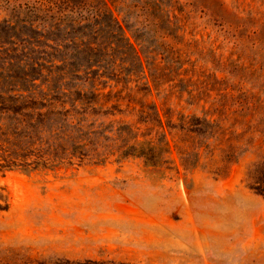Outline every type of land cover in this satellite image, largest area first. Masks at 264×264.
<instances>
[{
  "label": "rangeland",
  "instance_id": "1",
  "mask_svg": "<svg viewBox=\"0 0 264 264\" xmlns=\"http://www.w3.org/2000/svg\"><path fill=\"white\" fill-rule=\"evenodd\" d=\"M14 5L0 1V21ZM111 11L140 60L107 59L115 72L96 88L118 120L155 109L164 127L139 126L158 146L167 135V163L116 154L0 172V264H264V0Z\"/></svg>",
  "mask_w": 264,
  "mask_h": 264
},
{
  "label": "trees",
  "instance_id": "2",
  "mask_svg": "<svg viewBox=\"0 0 264 264\" xmlns=\"http://www.w3.org/2000/svg\"><path fill=\"white\" fill-rule=\"evenodd\" d=\"M0 1L15 3L10 17L0 21V172L105 163L116 154L144 158L154 167L167 163L160 147L168 145L167 135L161 134L159 146L147 140L154 127H164L155 109L139 111L135 124L118 120L125 110L108 106L112 94L96 88L97 78L115 72L107 59L140 60L111 11L125 0ZM198 124L202 133L211 126ZM139 125L153 128L141 132ZM263 172L258 166L256 176Z\"/></svg>",
  "mask_w": 264,
  "mask_h": 264
}]
</instances>
